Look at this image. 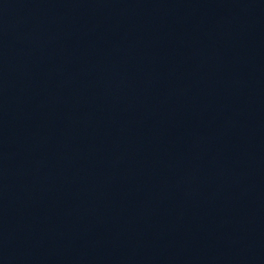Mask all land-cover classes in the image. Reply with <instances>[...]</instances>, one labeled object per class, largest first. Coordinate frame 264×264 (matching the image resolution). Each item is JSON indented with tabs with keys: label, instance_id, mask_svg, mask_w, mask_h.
I'll return each mask as SVG.
<instances>
[{
	"label": "water",
	"instance_id": "1",
	"mask_svg": "<svg viewBox=\"0 0 264 264\" xmlns=\"http://www.w3.org/2000/svg\"><path fill=\"white\" fill-rule=\"evenodd\" d=\"M0 264H264V0H0Z\"/></svg>",
	"mask_w": 264,
	"mask_h": 264
}]
</instances>
